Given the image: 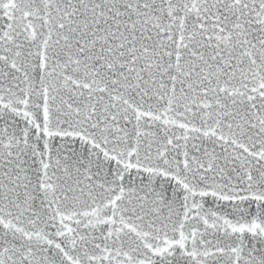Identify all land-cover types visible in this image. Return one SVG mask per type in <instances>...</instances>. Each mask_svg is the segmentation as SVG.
I'll list each match as a JSON object with an SVG mask.
<instances>
[{
	"label": "snow or ice",
	"instance_id": "1",
	"mask_svg": "<svg viewBox=\"0 0 264 264\" xmlns=\"http://www.w3.org/2000/svg\"><path fill=\"white\" fill-rule=\"evenodd\" d=\"M0 264H264V0H0Z\"/></svg>",
	"mask_w": 264,
	"mask_h": 264
}]
</instances>
